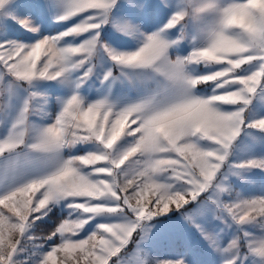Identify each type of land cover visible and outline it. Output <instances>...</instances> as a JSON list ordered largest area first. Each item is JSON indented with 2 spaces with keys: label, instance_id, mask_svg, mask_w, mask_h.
Returning a JSON list of instances; mask_svg holds the SVG:
<instances>
[{
  "label": "snow or ice",
  "instance_id": "6c2138e0",
  "mask_svg": "<svg viewBox=\"0 0 264 264\" xmlns=\"http://www.w3.org/2000/svg\"><path fill=\"white\" fill-rule=\"evenodd\" d=\"M0 264H264V0H0Z\"/></svg>",
  "mask_w": 264,
  "mask_h": 264
}]
</instances>
